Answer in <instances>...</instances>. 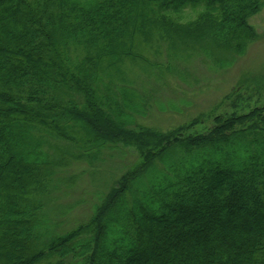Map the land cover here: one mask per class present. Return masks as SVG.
<instances>
[{
	"label": "trees",
	"instance_id": "1",
	"mask_svg": "<svg viewBox=\"0 0 264 264\" xmlns=\"http://www.w3.org/2000/svg\"><path fill=\"white\" fill-rule=\"evenodd\" d=\"M263 5L0 0V264H264V115L218 117L195 136L163 133L138 124L143 98L113 81L145 45L177 34L226 62L217 58L252 41L249 18ZM186 11L195 19L181 21ZM131 131L152 138L142 164L85 222L57 233L41 198L61 161L44 138L94 162L127 146Z\"/></svg>",
	"mask_w": 264,
	"mask_h": 264
},
{
	"label": "rangeland",
	"instance_id": "2",
	"mask_svg": "<svg viewBox=\"0 0 264 264\" xmlns=\"http://www.w3.org/2000/svg\"><path fill=\"white\" fill-rule=\"evenodd\" d=\"M196 14L186 11L181 21L190 22ZM249 24L254 30L252 41L239 54L224 52L217 58L226 62L218 63L215 56H208L215 54L211 49L207 53L195 38L180 34L145 45L143 59L125 60L113 81L127 87V94L143 98L145 114L138 124L189 137L209 132L218 117H240L255 110L264 115V5ZM129 133L135 138L138 132ZM138 139L127 141V146L120 141L102 151L99 160L89 162L73 159L77 151L67 141L44 138V151L61 161L41 198L44 213L59 225L57 233L85 222L120 175L142 164L152 138L145 134ZM196 152L200 150L183 153L182 158H194Z\"/></svg>",
	"mask_w": 264,
	"mask_h": 264
}]
</instances>
